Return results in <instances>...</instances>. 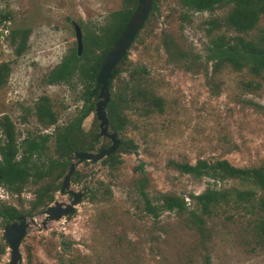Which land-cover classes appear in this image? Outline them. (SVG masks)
<instances>
[{
    "label": "rangeland",
    "instance_id": "1",
    "mask_svg": "<svg viewBox=\"0 0 264 264\" xmlns=\"http://www.w3.org/2000/svg\"><path fill=\"white\" fill-rule=\"evenodd\" d=\"M155 4L112 85L113 92L127 96L129 87L140 83L161 98L163 111L144 114L140 101L123 110L126 122L118 137L132 141L136 149L119 153V162L112 166L104 159L77 166L81 177L77 183L71 180L70 186L75 192L87 187L80 203L45 229L30 225L21 241L22 264H264L260 241L264 235H258L259 221L264 220V194L237 180L214 185L211 179L182 174L171 165L226 160L237 168L263 166L264 78L229 65L213 70V62L206 59L209 37L204 23L222 18L228 7L186 12L179 0H156ZM123 7L124 0H0V15L8 18L0 24V64L10 68L7 82L0 87V120L7 117L11 122L17 143L27 135H49L47 156L57 157L53 134L75 116L82 85H48L45 78L76 49L72 23L79 26L83 42L85 35L97 33L109 15ZM259 29L264 30V18L246 38H255ZM14 30L29 31L19 56L14 52L18 40L10 39ZM83 51L84 44L81 55ZM99 53L93 50L94 55ZM40 97H47L56 116V123L47 128L33 116ZM98 132L91 114L82 123L78 143L91 144L88 151L97 153L109 145L105 138L90 142ZM72 161L70 156L68 163ZM50 180L28 182L20 194L0 185V206L26 213L35 191ZM61 181L54 184L60 186ZM140 187L153 205L174 196L184 200L186 210L163 211L154 219L144 210ZM208 187L252 190L255 196L245 208L231 202L220 205L203 217L199 230L188 214L197 211L191 196ZM56 200L66 202L67 198L57 190L52 202ZM52 202L23 217H37V223L41 222V212ZM4 226L0 219V249L6 244ZM8 261L6 244L5 251L0 250V264Z\"/></svg>",
    "mask_w": 264,
    "mask_h": 264
},
{
    "label": "trees",
    "instance_id": "2",
    "mask_svg": "<svg viewBox=\"0 0 264 264\" xmlns=\"http://www.w3.org/2000/svg\"><path fill=\"white\" fill-rule=\"evenodd\" d=\"M136 3L137 0H124L123 9L112 12L104 25L98 28L97 33L83 37L84 51L80 57L77 56L76 49H74L47 74L45 81L48 85L59 83L71 86L82 85L79 94L81 105L77 108L75 116L65 126L55 129L53 134V151L56 158H50L46 153L49 135H27L20 143H17L11 122L7 117L0 120V136H3V139L0 140V185L6 187L9 192L20 194L28 182L36 185L43 180L51 179L35 191V199L31 203L30 210L26 213H19L9 205H1L0 219L3 224L11 223L24 215H33L35 211L52 202L53 193L60 189V186L55 185L54 182L63 179L65 171L69 169L68 158L77 152H88L92 147L89 143L81 146L82 144L78 143V138L81 135L83 121L91 114L94 115L98 95L95 77L107 51L132 15ZM155 3L156 0H152L149 14L156 10ZM179 3L186 12H212L218 7H228V11L222 18L208 20L204 23L206 35L209 37L206 59L213 62V70L223 65H229L235 71L245 69L254 77L264 78V30L259 29L255 38H246L250 32L257 28L260 19L264 18V0H179ZM0 17V24L8 19L6 15H0ZM184 18L186 15L183 16ZM228 32H234L235 35L227 36ZM28 35L29 31L27 30L11 31L12 43L18 40L14 51L17 56L25 50ZM96 49L100 50L99 55L93 54V50ZM126 59L127 54L117 65L115 75L108 81L111 99L106 111L109 127L116 132L117 136L121 134L126 122V118L122 116L123 110L129 108L136 101H140L144 114L154 110L163 111L161 98L147 91L138 82L129 87L127 96L125 93L113 92L112 82L115 77L120 75L121 67ZM9 71L8 64H0V87L7 82ZM140 72L146 71L141 69ZM33 116L44 128L56 123V116L48 104L47 97H40L38 103H35ZM94 119H96L95 116ZM97 135L94 134L91 137V143L98 141L96 140ZM119 140L120 145L117 151L103 160L108 161L111 166L119 162L117 157L119 153L126 154L136 149V145L132 141ZM171 165L182 174L211 179L214 185L226 180H237L252 185L264 194V165L253 168H237L226 160L216 161L212 164L197 161L195 165L188 163H171ZM80 177L78 171H75L71 180L77 183ZM139 195L143 199L144 210L154 219L158 218L163 211L182 213L186 210L184 200L179 197L167 196L163 198L161 205H153L142 187L139 189ZM254 196L255 193L252 190H216L208 187L202 193L191 196L197 211H188V214L192 222L201 230L204 225L203 217H209L220 205L228 206L231 202L234 207L245 208L246 205L252 203ZM261 205L264 206L262 200ZM259 225L258 235L261 236L264 235V220H260ZM260 241L263 245L264 240L260 239ZM5 246L6 244L0 249L2 253L5 251Z\"/></svg>",
    "mask_w": 264,
    "mask_h": 264
},
{
    "label": "water",
    "instance_id": "3",
    "mask_svg": "<svg viewBox=\"0 0 264 264\" xmlns=\"http://www.w3.org/2000/svg\"><path fill=\"white\" fill-rule=\"evenodd\" d=\"M151 3L152 0H137L132 15L113 45L107 51L95 77L98 95L95 102L94 116L98 122L99 130L96 140L105 138L110 141V145L102 148L97 153H93L92 151L74 153L73 161L69 164V169L64 174L58 191L59 196L66 197L67 201L62 202L56 200L52 202L41 212L40 216L43 217L41 222L37 223V217L27 218L21 216L4 226L3 238L4 242L7 244L9 254L8 264H22V255L20 251L21 241L29 232L30 225H37L40 229H45L49 222L60 221L70 215L75 209V206L80 203L87 187L83 186L80 191L75 192L71 190L70 186L71 177L76 171L77 166L83 162L95 164L117 151L120 140L116 132L109 129V119L106 111V107L111 99L108 81L115 75L117 65L127 54L135 37L144 26L151 8ZM72 26L76 39V53L77 56L80 57L83 49L82 33L77 24L72 23ZM87 178L88 175L85 174V179ZM69 197H71V199H69Z\"/></svg>",
    "mask_w": 264,
    "mask_h": 264
},
{
    "label": "flooded vegetation",
    "instance_id": "4",
    "mask_svg": "<svg viewBox=\"0 0 264 264\" xmlns=\"http://www.w3.org/2000/svg\"><path fill=\"white\" fill-rule=\"evenodd\" d=\"M69 199H71V197H69Z\"/></svg>",
    "mask_w": 264,
    "mask_h": 264
}]
</instances>
